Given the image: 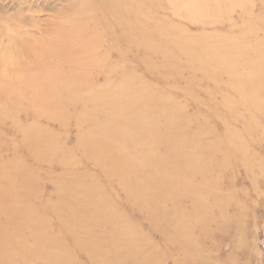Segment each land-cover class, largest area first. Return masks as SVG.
Masks as SVG:
<instances>
[{"label":"rangeland","instance_id":"rangeland-1","mask_svg":"<svg viewBox=\"0 0 264 264\" xmlns=\"http://www.w3.org/2000/svg\"><path fill=\"white\" fill-rule=\"evenodd\" d=\"M0 264H264V0H0Z\"/></svg>","mask_w":264,"mask_h":264}]
</instances>
